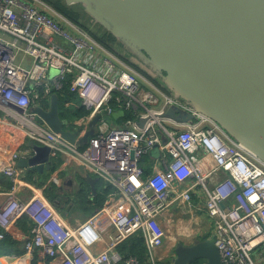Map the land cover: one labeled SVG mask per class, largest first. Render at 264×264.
<instances>
[{
	"label": "built area",
	"instance_id": "obj_1",
	"mask_svg": "<svg viewBox=\"0 0 264 264\" xmlns=\"http://www.w3.org/2000/svg\"><path fill=\"white\" fill-rule=\"evenodd\" d=\"M94 37L45 0H0V123L49 146L52 157L71 158L78 175L113 187L102 207L70 222L44 187L23 177L18 160L31 156V147L14 152L0 169L11 182L9 199L0 204V239L22 215L32 226L24 252L1 257L23 264H145L117 250L140 233L156 264L166 211L173 204L191 207L196 194L212 219L222 264H264V160ZM66 86L88 110L80 124L67 119L66 128L80 137L98 116L85 144L69 142L33 110L47 109L51 95ZM20 189L30 191L27 197ZM99 243L102 249L95 248ZM36 251L49 261L34 262Z\"/></svg>",
	"mask_w": 264,
	"mask_h": 264
},
{
	"label": "water",
	"instance_id": "obj_2",
	"mask_svg": "<svg viewBox=\"0 0 264 264\" xmlns=\"http://www.w3.org/2000/svg\"><path fill=\"white\" fill-rule=\"evenodd\" d=\"M83 1L87 0H68L69 3ZM100 1L152 25L182 55L191 50L197 53L202 64L208 63L210 78L201 69L195 66L193 69L223 102L226 101V109L216 110L206 100L202 103L204 109H197L214 117L264 160V0ZM33 110L54 132L71 143H86L98 120L95 116L89 129L78 137L77 132L66 128L67 119L65 121L60 115L57 93L51 95L47 109L38 106ZM28 145L33 153L20 159L18 166L38 172L50 169L51 148L31 139ZM153 153H158V145L154 146ZM82 178L96 192L100 179L90 173ZM71 182L70 179L68 183ZM60 199L59 196L56 202ZM215 240L216 236L212 235L191 244L178 243L172 264H191L196 259L204 260V264H222Z\"/></svg>",
	"mask_w": 264,
	"mask_h": 264
},
{
	"label": "crops",
	"instance_id": "obj_3",
	"mask_svg": "<svg viewBox=\"0 0 264 264\" xmlns=\"http://www.w3.org/2000/svg\"><path fill=\"white\" fill-rule=\"evenodd\" d=\"M86 2L88 3L93 2V10L98 15L106 19L105 22H107L108 28L113 26V29H114L113 32H111L109 29L108 30L104 29L103 27L102 28H96L93 26L92 27L94 28V30L95 29L99 30L97 34L103 38L104 43L109 44L107 45L114 52L121 55L120 54L121 50L118 49L117 47L118 46L117 44L119 42L117 40L116 32H118V30H121L122 32L126 31L127 32L126 34L131 33L132 35L137 36L138 39H140L141 41L147 42L148 45H152L154 47H160L163 53L168 55V56L167 55L164 56L165 59L169 58L171 60L172 65L175 67V62L170 57L173 53L174 47H172V45L167 46L171 44V41L165 35H163L160 31L154 28L152 25L146 23L145 21L141 19L121 13L115 10L113 7L109 6L108 4L104 3L103 1L87 0ZM165 63L167 64V62ZM169 66L167 67L170 70V72L167 70V73H172V75H175V72L170 68L171 66L170 67ZM194 73L195 71L192 70V68L191 69L189 68L190 78L193 76L196 82H198L197 87L200 88V91H204L208 95L209 94L208 88H210V86L206 83V81H204V79L201 76L195 75L196 73L195 74ZM172 89L173 88L171 87L168 89L170 91L165 90V89L164 90L178 98V96L181 95L180 92L183 89V85L177 87V89L175 88V90H172ZM193 92L194 91L191 90V93ZM71 93L74 94V92H71ZM205 97L207 96L201 95L202 102H200L197 105L191 103L187 98H182V99L180 97L179 98L181 101L182 100L185 102L189 101L187 102V104H189L192 107L204 109L202 107L203 106L202 103L206 100ZM223 109H226V106L225 107L223 106ZM28 141L29 139L25 138L24 135L20 136L17 133L16 129H13V128L11 129L7 124L3 125L2 123H0V143H1L0 144V169L10 159L11 155L14 152H20V151H23L29 148L30 146L28 145ZM81 144H85V143H81ZM52 163H54L55 165L54 169L52 166L50 169L45 168L43 172L32 171L28 168L21 167V166L19 167L22 168L23 177L27 181L32 183V185L42 186L44 187V189L46 188L52 189L53 187H55L57 193H59L58 195L61 197L59 201L54 202L56 207L60 210L62 215L68 221L74 222V221H71L70 218H67V211H65L64 209L65 206L73 204V196L70 195L69 191L75 182H73V184L72 183L70 184L68 182L70 181L71 176L74 179V176L77 175V173L72 170L74 162L72 161L71 158L67 156H62L60 154H57V155H54V157H52ZM66 184L69 185L68 186L69 190L65 189L67 188L65 186ZM10 186H11V183H10L9 178L7 177V175H5L0 170V204H2L3 202L9 199L10 195L8 192L11 191ZM28 192H30L28 189H20L18 191V195L20 197L25 198L27 197ZM79 209L82 210L81 208ZM83 211L86 212L85 215L80 216L81 218L76 219L75 223L82 221L88 215L92 213V211L91 212H87L85 210ZM164 216H165L164 217L165 228H166V225L168 224V226L172 227L175 236L179 238L189 236V244H191L193 241L206 240L211 237V230L213 231L212 219L207 214V212L204 210L202 199H199V197L196 194L194 195V201L191 207L188 208L184 204H181L180 206L178 204H173L168 209V211H166ZM12 231L23 234L25 238V234L21 230H18V231L12 230ZM174 242L171 240L167 241V234H166L164 244L162 245V247H160L157 250L158 261L156 264H164V263L172 264L173 263V260L176 256L175 248L178 245L177 244L174 246L173 244ZM103 247H104V244L99 243L98 245H96L95 248L102 249ZM10 252H13V250ZM23 252H24V248H23ZM33 260L34 262H38L40 260H43L46 262L49 261L48 258H42V256L40 255L38 251H36ZM202 261L203 263H205L204 260ZM23 263H24V260L16 262V261L9 260L8 258H5L4 256L2 257L0 256V264H23Z\"/></svg>",
	"mask_w": 264,
	"mask_h": 264
},
{
	"label": "rangeland",
	"instance_id": "obj_4",
	"mask_svg": "<svg viewBox=\"0 0 264 264\" xmlns=\"http://www.w3.org/2000/svg\"><path fill=\"white\" fill-rule=\"evenodd\" d=\"M45 1H47V0H45ZM52 1L59 2L61 5L65 6L69 11L78 12V16L80 15L81 19L83 21H86L89 24V27H92V26L96 27V28H102L103 27L104 29H107V30L109 29L111 32L114 31L113 26L108 28L107 22H105L106 19H104L102 16L98 15L93 10V2L88 3L86 1H83V2H75V3L71 2V3H69L68 0H52ZM87 30L89 31V33L93 37L95 36L89 29H87ZM126 33H127L126 31L122 32L121 30H118V32H116L117 40L119 42L117 44L118 45L117 47H118V49L121 50L120 54L123 55L124 57L117 54L116 52H114L108 46L109 45L108 43H107L108 44L107 45L106 43L101 42L97 37H94V38L96 40H98L100 43L104 44L108 49H110L114 53H116V55H118L120 58H123L129 64V66L132 69H134L135 71H137L138 73L143 75L146 79H148L154 85L161 87V88H164L165 90H168L171 87L173 88L172 90H175V88L177 89V87L183 85V89L180 92L181 95H179L178 98L179 97L181 99L187 98L191 103L197 105L200 102H202L201 95H203V96H207V97H205L206 101L214 109L221 110V109H223V106L225 107V103L216 95V93L213 92L211 86H210V88H208V92L210 95L209 94L207 95L204 91H200V88L197 87L198 82H196L194 77L192 76L193 77V79H192V77L190 78L189 74H185V73L177 70L172 65L171 60L169 58L165 59V57H164L165 55H164L163 51L160 49V47H154L152 45H148L147 42L141 41L140 39H138L137 36L132 35L131 33L130 34L129 33L126 34ZM171 45H172V47H174L173 49H175L176 51H178L181 54V52L174 46L173 43H171ZM180 57L185 61V64L188 66V69H189V62L183 57L182 54ZM164 61L167 62L168 65ZM166 65L171 66V67L170 66L169 67L175 72V75H172V73H167L168 67ZM192 70H194V69L192 68ZM194 71L196 73V74L194 73L195 75L201 76V74H199V72H197L196 70H194ZM186 75H188V76H186ZM191 90H193L194 92L191 93ZM168 91H170V90H168ZM190 95H192V96H190ZM198 96H200V97H198ZM180 98H179V100H180ZM189 101H187V102H189ZM182 102L187 104V102H185L183 100H182ZM187 105L189 106V104H187ZM74 106H77V107L81 106V99L76 93H74L73 99H69V105L68 106L62 105L61 110L65 111L67 113V110L73 109ZM46 107L48 108L49 105L47 104ZM81 107H84V106H81ZM205 109L207 111L211 112L208 108H205ZM67 116L68 117H66V118H68L72 122L76 123V125L80 124L82 122V119H83V116H81V117L72 116V115H69V113H67ZM66 118H64L65 121H66ZM16 131L20 136L24 135L22 130L17 129ZM226 131L229 132L227 129H226ZM77 168H79V167L76 165H73L72 170L76 172L77 170H79ZM80 172L83 173L82 170H80ZM77 177H78V175H77ZM71 180H72V182H71L72 184H73V182H75V183L71 187L69 192H70V194H76V192L78 191V189L80 187V182H79L80 179L75 178V176L73 179V177L71 176ZM65 186L67 187L65 189L69 190L68 189L69 185L66 184ZM67 195H68V193H67ZM67 195H66V197H67ZM65 207H67V208H65ZM65 207H64V209H65V211H67V218H70V220L74 221V222L76 219L81 218L80 216H84L86 213L83 210H80L77 207L76 203L70 204V205L65 206ZM166 230H167L166 231L167 232V241L168 240H171L173 242L175 241L173 243L174 246L177 245L178 242L189 244V236L183 237V238L182 237L179 238V237L175 236L172 227L168 226V224L166 225ZM212 233H213V231L211 230V236H212Z\"/></svg>",
	"mask_w": 264,
	"mask_h": 264
},
{
	"label": "trees",
	"instance_id": "obj_5",
	"mask_svg": "<svg viewBox=\"0 0 264 264\" xmlns=\"http://www.w3.org/2000/svg\"><path fill=\"white\" fill-rule=\"evenodd\" d=\"M56 10L60 11L67 17L71 18L75 22L79 23L83 27L89 29L95 37H97L100 41L104 43L102 37H100L97 33L99 32L98 29L93 27H89V24L86 21L81 19V16H78V12L69 11L65 6L61 5L59 2H54L52 0H47ZM97 31V32H96ZM74 94L68 90V86L65 87V91L60 94L59 96V108H60V115L62 119L68 117L67 113L72 116L81 117L88 113V110L85 107L81 106H74L73 109H68L67 113L61 110L63 105V101L65 99H73ZM68 119V118H66ZM53 169L55 167L54 163H52ZM78 175V174H77ZM79 178L80 187L76 194H70L73 196V204L76 203L77 207L85 210L87 212L92 213L102 207V205L106 202L107 196L109 193L113 191V187L106 184L102 180H99L96 183V192H94L91 186L83 180L81 175L76 176ZM11 183V182H10ZM11 187V186H10ZM45 195L53 202H56V198L59 196L55 187L52 189L46 188L44 189ZM32 226L31 219L25 214L22 215L20 218L17 219L16 224H14L13 229L14 231L21 230L25 235L30 232ZM1 230V227H0ZM13 231L7 232L3 239H0V256L7 254L10 251H14L17 254L23 253V241L14 237ZM117 250L122 254L127 255H134L137 256L142 262L145 264H151L148 257V252L146 249V245L144 242L143 237L140 233L130 236L120 245H118ZM165 264V263H164ZM191 264H204L202 259H196Z\"/></svg>",
	"mask_w": 264,
	"mask_h": 264
},
{
	"label": "bare ground",
	"instance_id": "obj_6",
	"mask_svg": "<svg viewBox=\"0 0 264 264\" xmlns=\"http://www.w3.org/2000/svg\"><path fill=\"white\" fill-rule=\"evenodd\" d=\"M152 36V35H151ZM155 37V36H154ZM171 44H169V45H167V46H170ZM170 53H172V52H170ZM164 55H167V54H164ZM183 55L188 59V61L190 62L189 63V68L191 69V68H194V66L195 67H197V68H199V69H201V71H203V72H205L206 74V76L208 77V78H210V75L208 74L209 72H208V63L206 64V65H204V64H202L201 63V60H200V58H199V56L197 55V53H195V52H193V51H191V50H189V51H187V52H185V53H183ZM168 56V55H167ZM181 56V54L178 52V51H176V50H174L173 49V53H172V55L170 56L172 59H173V61L175 62V68L177 69V70H179V71H181V72H183V73H185V74H189V69H188V66L185 64V61L180 57ZM183 56V57H184ZM184 57V58H185ZM222 96V95H221ZM225 103H226V101H224ZM227 104V103H226ZM13 235H14V237L15 238H17V239H24V236H23V234H21V233H18V232H14L13 233Z\"/></svg>",
	"mask_w": 264,
	"mask_h": 264
}]
</instances>
